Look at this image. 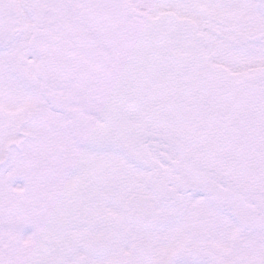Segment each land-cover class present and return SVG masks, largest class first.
I'll list each match as a JSON object with an SVG mask.
<instances>
[{
    "label": "snow or ice",
    "instance_id": "1",
    "mask_svg": "<svg viewBox=\"0 0 264 264\" xmlns=\"http://www.w3.org/2000/svg\"><path fill=\"white\" fill-rule=\"evenodd\" d=\"M0 264H264V0H0Z\"/></svg>",
    "mask_w": 264,
    "mask_h": 264
}]
</instances>
